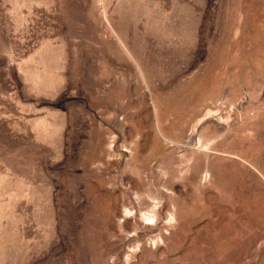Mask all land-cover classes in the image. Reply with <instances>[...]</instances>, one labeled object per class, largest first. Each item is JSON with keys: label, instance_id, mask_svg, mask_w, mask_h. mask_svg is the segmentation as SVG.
I'll use <instances>...</instances> for the list:
<instances>
[{"label": "rangeland", "instance_id": "1", "mask_svg": "<svg viewBox=\"0 0 264 264\" xmlns=\"http://www.w3.org/2000/svg\"><path fill=\"white\" fill-rule=\"evenodd\" d=\"M0 264H264V0H0Z\"/></svg>", "mask_w": 264, "mask_h": 264}]
</instances>
